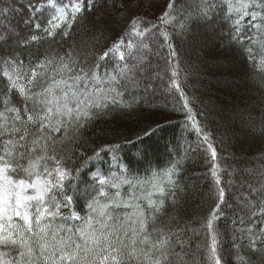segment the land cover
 I'll list each match as a JSON object with an SVG mask.
<instances>
[{
    "label": "snow or ice",
    "instance_id": "snow-or-ice-1",
    "mask_svg": "<svg viewBox=\"0 0 264 264\" xmlns=\"http://www.w3.org/2000/svg\"><path fill=\"white\" fill-rule=\"evenodd\" d=\"M93 6L0 0V264H264V147L254 159L229 151L237 132L264 141V117L241 107L244 97L228 106L214 98L201 58L185 55L226 40L264 97V0H164L158 23L133 18L104 47L102 33L91 43L80 35ZM17 10L26 32L8 18ZM37 42L47 47L25 59ZM161 49L168 94L197 136L192 151L204 152L200 177L185 175L179 151L141 176L132 162L145 154L121 156L140 136L85 146L99 121L148 105L150 57ZM190 204L202 211L187 215ZM226 210L238 219L222 232Z\"/></svg>",
    "mask_w": 264,
    "mask_h": 264
},
{
    "label": "trees",
    "instance_id": "trees-1",
    "mask_svg": "<svg viewBox=\"0 0 264 264\" xmlns=\"http://www.w3.org/2000/svg\"><path fill=\"white\" fill-rule=\"evenodd\" d=\"M117 1L122 2L120 9L116 5ZM132 1L138 2L140 9L144 8L145 11L125 6V3ZM6 3L11 5L12 0H6ZM92 3L94 6L91 11L86 12V20L84 27L80 29V35H85L86 32L91 43L90 38L93 34L100 35L102 33L100 46L104 47L124 35L133 18H137L148 27H151L153 23H158L157 17L161 12L164 0H92ZM102 7H107L109 10L118 7V10L124 12L122 21L116 22L118 19H114L108 14L98 15ZM8 18L14 23L21 21L18 10L10 14ZM20 30L26 32L28 26L20 23ZM45 47H47L45 42H37L30 49H25L22 56L27 59L29 53H42ZM159 52H162V57H165L166 50L161 49ZM185 55L193 61L196 56L201 58L200 70L207 89L214 98L228 106L237 103L240 97H244L241 107H244L246 111H251L257 120L264 117V97L255 91L253 81L250 79L254 75L251 65L240 51L229 48L226 40L223 42L218 40L216 46L211 49L196 53L187 51ZM162 64L165 70L163 80L168 87L170 73L166 71L165 62ZM152 95V92L147 95L148 105L142 111H137L131 116L121 115L118 112L113 113L106 120H101L88 129L84 137L86 149L90 153L92 148L99 147L106 142L122 143L126 139L135 141L136 137L140 136L142 140L137 142L136 147L127 145L122 150L121 156L126 155L131 158L137 155V150L142 151L145 154L144 160L139 164L134 160L132 162V167L141 176L148 175L146 170L149 168L160 169L167 166L169 155L175 157L179 151L181 155H186L185 175L200 177L207 171V165L203 149L192 151L198 143L195 132L186 130V121L184 116L176 110L175 102L162 101ZM145 131H149L151 134L144 136ZM229 143L231 144L229 151L234 152L237 159H254L259 154L258 150L264 147V141L245 137L239 132ZM185 149H189V151L185 153ZM110 160L111 154L104 158V167L108 166ZM87 178L90 179V175ZM195 182L200 185L204 184L203 179H196ZM200 211L202 210L197 209L195 204H190L187 207V215L190 216ZM236 219L238 218L231 210H226V215L219 221V229L222 232L230 230Z\"/></svg>",
    "mask_w": 264,
    "mask_h": 264
},
{
    "label": "rangeland",
    "instance_id": "rangeland-1",
    "mask_svg": "<svg viewBox=\"0 0 264 264\" xmlns=\"http://www.w3.org/2000/svg\"><path fill=\"white\" fill-rule=\"evenodd\" d=\"M115 1V0H114ZM121 3L120 1L116 2V5H118L119 9L121 7ZM125 6H128L129 8H136L138 10H143L145 11V9H140V5H138V2L132 1V2H127L125 3ZM118 7H116L114 10H109V8L107 7H102L99 12L98 15L102 16L104 14H108L109 16L111 15L114 19H118L117 21H120L123 16H124V12L121 10H118ZM122 21V20H121ZM162 52H159L160 55L158 56H152L150 57L151 60V68L147 74L145 83L146 84H150L151 87L148 89L147 93H144L146 95H150V93H153V97L160 99L162 101H167V102H175L172 98L171 95L168 94L169 89L167 87V85H165V82L160 78H156V73H159L160 76L163 77L164 75V68H163V64L165 62V60L163 59L164 56L162 57ZM162 57V58H161ZM162 66V67H160ZM143 88H144V84H141V92L143 93ZM154 89V91H153ZM107 164V163H106Z\"/></svg>",
    "mask_w": 264,
    "mask_h": 264
}]
</instances>
